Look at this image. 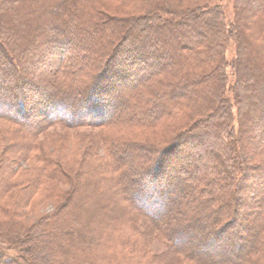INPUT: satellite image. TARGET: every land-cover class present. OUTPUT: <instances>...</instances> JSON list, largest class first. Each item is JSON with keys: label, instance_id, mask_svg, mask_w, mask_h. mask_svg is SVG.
Segmentation results:
<instances>
[{"label": "trees", "instance_id": "trees-1", "mask_svg": "<svg viewBox=\"0 0 264 264\" xmlns=\"http://www.w3.org/2000/svg\"><path fill=\"white\" fill-rule=\"evenodd\" d=\"M130 1L0 0V57L8 63L0 60V91L6 90L0 95V118L32 132L49 124L112 123L117 118L148 128L163 117L183 115L185 109L189 127L174 137L173 146L155 153L147 170L150 180L143 184L142 175H129V199L149 226L167 239L172 264H264V153L257 149L264 145V0H245L250 7L258 4L259 10L248 15L246 30L237 27L233 16L225 21L219 5L183 11L179 19H171L159 10L167 7L164 0H146L139 7L142 13L128 8L120 14ZM237 15L243 16L241 11ZM174 25L180 35L170 41ZM202 25L209 29L207 37L198 30ZM134 37L148 41L147 47L140 46L148 56H132L137 54L131 50ZM231 39L236 55L230 61L225 50ZM155 45L162 47V54L153 53ZM175 46L177 54L168 57ZM41 63L48 67L44 72ZM229 64L235 71L231 77ZM147 68L154 69L148 76L137 71ZM170 69L174 75L168 78ZM118 91L125 102L120 103V112L114 99ZM109 95L116 102L112 108ZM101 112L105 115L91 116ZM245 135L256 140L251 151ZM208 139L213 143L206 145ZM134 145L118 143L112 151L127 148L122 154L127 164L131 149L145 154L144 146ZM209 151L217 156L210 157ZM258 157L262 163L250 167ZM208 158L215 163L205 164ZM9 159L15 160L14 155ZM29 170L21 205L43 180L42 173ZM241 170L244 175H239ZM176 173L182 176L175 177ZM0 178V196L16 187L9 174ZM78 193L75 187L56 214L41 216L26 228L15 226L18 221L0 219V264H27L5 257L12 245L24 251L33 245L45 264H88L85 255L90 253L99 259L107 220L97 219L112 212L111 202L101 199L96 203L98 216H92L88 207L95 203L89 191L78 195L79 207L70 204V197ZM7 212L11 208L5 205L4 216ZM214 213L217 217L211 218ZM131 238L126 235V245L132 243L129 251L135 252L132 248L139 240ZM227 249L231 257L223 255ZM154 258L159 255L144 253L139 261L147 264Z\"/></svg>", "mask_w": 264, "mask_h": 264}, {"label": "rangeland", "instance_id": "rangeland-1", "mask_svg": "<svg viewBox=\"0 0 264 264\" xmlns=\"http://www.w3.org/2000/svg\"><path fill=\"white\" fill-rule=\"evenodd\" d=\"M107 1L109 2V0H101V3L107 4ZM237 1L238 0H164L163 2H166L167 7L164 6L159 10H161L167 18L174 19L173 17H175L179 19V16L181 15L180 12L192 11L191 13H193L196 10L206 9L209 5L210 7L219 5L221 7L220 9H222L221 13L224 14L223 19L225 21L229 16H233L236 18L237 27L241 25V29L246 30V28H249V25L247 24L248 15L259 11L257 10L258 4H254L253 2L250 7L245 5V0L243 5H238ZM144 2L147 1H130L125 5L127 6V10H122L120 14L124 15L129 9H132V12L136 11L142 13L139 7H142ZM170 4H172V7H170ZM162 10L167 11L163 12ZM238 11H241L243 16L239 17L237 15ZM171 12H173V14H171ZM170 30L173 34V38L169 40H177L180 35L179 29H176V26L174 25ZM198 30L207 37V30L209 29L202 25L199 26ZM250 30L251 29H248V31ZM194 37L197 39L201 38L198 34H194ZM132 40L134 44L131 50H133L134 53H139L138 55L132 54V56L135 59L143 53L148 56V53L140 49L141 45L147 47L146 43L148 41L141 37H134ZM227 46L228 47L225 50L226 56L228 60H234L236 55V44L233 39L229 41ZM175 47L176 51H168V57L177 54V46ZM153 53L156 55L162 54V47H160V45H155ZM0 60L8 65V63H6L1 57ZM40 66L41 72H44L48 68L45 66L43 67L42 63ZM158 66L159 64H157L156 67ZM94 68L92 67L91 69ZM133 69V71H136L135 68ZM153 70L154 69L152 68L150 70L148 68L145 70L143 69V71L137 69L138 73H142H140L141 76H148L153 73ZM128 71L129 70H127V72ZM227 71L229 72L230 77L235 73L234 68L230 64L227 66ZM166 73L168 74V78H170L169 76L174 75L172 69L167 70ZM229 84L230 82H228V85ZM5 91L6 90L0 91V95L4 96L3 93H5ZM122 91L125 92V89H122ZM176 93L178 94L180 92ZM119 95L120 91L117 92L116 97L114 98L117 104L116 102H113L111 95L108 96L107 100L111 102V108L115 103L118 111L121 110L120 103L122 105L125 103L124 101H120L121 99ZM188 100L190 101L191 99L187 98L185 101L188 103ZM187 112L188 111L185 112V109H183V115L179 113L178 116L177 114H173V116L163 117L159 120L156 126L148 128L126 125L127 123L123 124L121 123V120L117 118L116 120L114 119L115 121L112 123L109 121L105 123L103 120L99 119L100 121L84 122L82 124L74 123L71 126L61 123L49 124L44 130L39 132H32L33 130L25 127L21 128L8 119L0 118V174H9L13 184L18 187L7 191L0 196V219L18 221L15 226L26 228L41 216L51 218L57 213L59 206L68 201L72 190L75 187H78L79 193L70 197V204L71 202H75L76 207H79V201H81V198L78 199L77 197L81 194V191L85 190L89 191V195L95 203L88 207L90 210L92 209V216H98L95 214L97 211L96 203L101 199L111 202L110 207H112V212L110 211L108 216L105 213H99L100 218L97 220H107L105 225H103V228H106L107 230L104 236L105 245L103 247L101 245L99 249L97 248L99 252H102L98 257L99 259L95 258L91 253L85 255L86 258L88 257L87 262H90L88 264H140L139 256L142 257L144 253L148 255L153 254L154 256L159 255V258H154V262L151 260V263L148 262L147 264H172V259L174 257L172 254L170 255V258L168 257L167 239L161 233L157 231L155 232L152 226H149V223L146 222L147 220L145 221L144 219L145 217H143L139 210L133 206L135 203L129 199V190L127 191V189L131 178L129 175L133 173H135V178L138 175H142L143 179L141 182L143 184L148 179L150 180L151 176L147 170L150 171V167L153 166L151 162L154 160L155 156L159 151L161 152L162 149L167 150L170 146H173L175 142L174 137H176L181 130L183 131V129L189 127V124H186ZM98 115L103 116L105 114L101 112L91 116L100 117ZM65 116L70 118V115L68 114ZM234 125L237 127L238 122L235 121ZM33 126L37 127L38 124ZM250 137L251 136L249 135H245L244 139L251 146L249 149L251 151L256 145V143L254 145L256 140ZM213 141V139L205 140V144L209 145V143H213ZM118 143L123 146H126L127 144H138L140 148L144 146V148H142L143 150H141L142 152H145V154L143 155V153L137 149H131V151L127 153L129 157L126 158L125 156V159H128L127 164H125L126 162L123 163L124 156L122 154L125 153V149L127 148L120 147L121 149L114 150V153L112 151L114 146ZM263 146L264 145H260L257 147L258 154L260 155L264 153ZM209 152L210 157L213 158L217 156V153ZM147 153H151V160L148 159L146 161L145 156H148ZM9 155H14L16 161L10 159L7 160ZM209 159L210 158L204 159L205 164L215 163V159ZM255 160L250 161V167H253V165H260L263 158L258 157ZM178 164L181 166H187L186 163ZM30 168L36 174L42 173L43 180L42 182H38V185H34L32 189L34 190V196H31L30 199L26 200L25 203L21 205L22 203L20 204L19 200L25 189L23 186L27 183L26 177L30 176ZM83 171L86 172V175L80 173ZM54 172H58V175H56L58 177H55L53 174ZM50 173L51 176L54 177H51ZM46 174H49V176L47 175L45 179L44 175ZM244 174V171L241 170L239 175ZM174 176L181 177L182 175L181 173H176ZM1 184L0 178V186ZM3 186L5 185L3 184ZM144 188L143 185V189ZM0 190L3 189L0 187ZM258 194L257 197L259 198L261 193ZM89 195L86 194V197ZM5 205L11 208V212H7L6 216H4L3 213V206ZM164 210L166 214L169 213L167 208ZM87 215L88 214H86V216ZM210 216L211 218H215L217 217V214H210ZM63 217H65V215H63ZM111 220L114 221L111 223ZM139 233L145 234H142L143 237L140 238V235H138ZM126 235L132 237L131 239H135V241L139 240L135 248H132L135 252L129 251V249H131L129 246H132V243L126 245ZM126 252H128V254H126ZM223 255L231 257L233 254L230 252V249H227ZM5 257L19 259L22 263L25 262L27 264L47 263L46 261L43 263L41 255L39 252H36L33 245L31 247L28 246L25 251L21 250V246L12 245L11 250ZM74 264L82 263L79 261V263L74 262Z\"/></svg>", "mask_w": 264, "mask_h": 264}]
</instances>
